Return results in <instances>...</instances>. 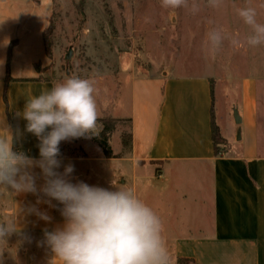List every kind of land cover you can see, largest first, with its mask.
<instances>
[{"label": "crops", "instance_id": "1", "mask_svg": "<svg viewBox=\"0 0 264 264\" xmlns=\"http://www.w3.org/2000/svg\"><path fill=\"white\" fill-rule=\"evenodd\" d=\"M52 14L51 0H0V135L12 133L13 150L36 160L39 140L27 132V121L18 113L28 98L56 84L44 36ZM259 81L255 73H232L225 81L176 71L137 74L131 85V149L124 154L113 149L119 157L110 158L103 151L61 154L58 171L71 164L73 183L98 180L109 190H115L113 182L135 189L163 218L175 264L180 257L195 264H264ZM213 122L223 138L218 144ZM110 160L113 170L105 165ZM33 171L36 194L0 188V222L14 220L20 230L0 243V264H49L52 253L41 244L44 231L64 223L63 206L39 191L45 183L41 169ZM27 237L29 244L22 245L20 239Z\"/></svg>", "mask_w": 264, "mask_h": 264}, {"label": "clouds", "instance_id": "2", "mask_svg": "<svg viewBox=\"0 0 264 264\" xmlns=\"http://www.w3.org/2000/svg\"><path fill=\"white\" fill-rule=\"evenodd\" d=\"M165 9H186L193 15L200 11L199 0H160ZM209 8L221 9L225 0H205ZM239 17L250 32L241 39L222 27L206 33L207 55L215 59L228 41L231 47L255 48L264 45V23L258 22L257 9L239 8ZM92 79L69 77L38 96L26 100L18 113L27 121L26 130L39 140L40 159L14 151V137L0 135V188L14 194L38 192L33 169L39 167L44 185L39 189L50 200L58 201L64 218L62 226L44 231L42 245L52 256L49 264H175L165 236V222L133 188L115 190L73 183L74 166L61 173L60 144L78 138L99 135L102 125ZM50 129V130H49ZM50 200L48 201L50 203ZM40 219L51 221L45 213ZM14 220L0 222V243L19 233Z\"/></svg>", "mask_w": 264, "mask_h": 264}, {"label": "rangeland", "instance_id": "3", "mask_svg": "<svg viewBox=\"0 0 264 264\" xmlns=\"http://www.w3.org/2000/svg\"><path fill=\"white\" fill-rule=\"evenodd\" d=\"M51 1L53 14L46 36L53 54L52 77L56 84L69 77L95 81L98 123L102 129L107 123L114 125L109 142L122 154L129 150L131 85L137 74L176 71L183 76L206 75L225 81L232 73L238 77L255 73L260 76L264 99V45L235 49L225 41L215 59L205 49L206 33L214 27L241 39L249 34L239 8L255 7L258 22L264 23V0H225L219 10L199 0L201 8L195 15L183 8L165 9L160 0ZM254 68L260 71H252ZM236 69L240 71H233ZM93 140L62 141L60 152L96 156L103 150ZM113 164V160L105 162L110 170ZM86 183L100 186L98 180ZM20 242L27 245L30 238Z\"/></svg>", "mask_w": 264, "mask_h": 264}, {"label": "trees", "instance_id": "4", "mask_svg": "<svg viewBox=\"0 0 264 264\" xmlns=\"http://www.w3.org/2000/svg\"><path fill=\"white\" fill-rule=\"evenodd\" d=\"M48 28L45 30L44 32V36H45V41H46V47H47V52L49 54V56L52 58V48H51V44L49 42H47V36H46V32H47ZM10 59H11V50H9L8 53V62H7V77H6V81L8 82L9 80H11L10 77V71H9V64H10ZM102 120V119H101ZM114 129V125L107 123L104 125L103 129L100 131L99 135L97 136H92L93 139L99 144V146L102 148L104 154L106 157H119V155H116L113 151V148L109 142V135L111 133V131ZM213 138L216 144L220 143L223 141V138L221 137L220 133H219V129L218 127L215 125V123L213 122ZM131 134L129 135L128 138V148L129 150L131 149ZM219 152L218 148H217V153ZM178 264H195L194 259L192 258H187V257H180L178 258Z\"/></svg>", "mask_w": 264, "mask_h": 264}, {"label": "water", "instance_id": "5", "mask_svg": "<svg viewBox=\"0 0 264 264\" xmlns=\"http://www.w3.org/2000/svg\"><path fill=\"white\" fill-rule=\"evenodd\" d=\"M68 57H70V55Z\"/></svg>", "mask_w": 264, "mask_h": 264}]
</instances>
